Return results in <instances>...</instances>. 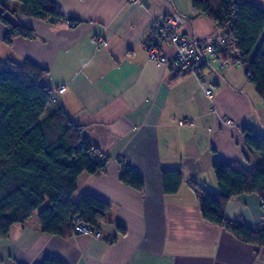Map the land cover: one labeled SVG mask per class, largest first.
<instances>
[{
	"label": "crops",
	"instance_id": "crops-1",
	"mask_svg": "<svg viewBox=\"0 0 264 264\" xmlns=\"http://www.w3.org/2000/svg\"><path fill=\"white\" fill-rule=\"evenodd\" d=\"M54 1L76 26L17 14L14 22L33 28L35 35L7 45V28L0 22V44L6 46L1 49L6 58L0 59L31 60L47 70L42 82L109 158L105 172L81 180L73 199L92 194L111 208L99 224L101 238L12 226L0 237V264H39L45 255L66 264H264V250L241 242L201 212L204 195L220 189L214 162L248 167L258 162L242 128L264 136V101L256 89L251 87L253 96L246 92L243 65L216 60L204 66L200 84L195 76L150 59L144 46L156 17L179 12L185 18L180 31L188 38L217 33L216 23L207 14H194V0ZM223 1L211 0L213 8L218 11ZM10 6L19 9L20 3ZM96 37L106 43L97 46ZM62 86L66 90L60 93ZM225 118L237 126L226 125ZM126 168L142 175V192L121 182ZM169 168L183 175L173 195L163 190L162 171ZM226 217L263 229L264 204L255 194H242L227 203Z\"/></svg>",
	"mask_w": 264,
	"mask_h": 264
},
{
	"label": "trees",
	"instance_id": "trees-1",
	"mask_svg": "<svg viewBox=\"0 0 264 264\" xmlns=\"http://www.w3.org/2000/svg\"><path fill=\"white\" fill-rule=\"evenodd\" d=\"M11 1H18L19 9H13ZM254 1L224 0L217 11L211 0H194L193 12L196 16L207 14L218 29L237 39L247 79L264 101V9ZM9 14L77 24L61 13L54 0H0L7 45L16 37L30 39L35 35L33 28L14 22ZM46 73L31 60L17 63L0 59V237H7L17 224L68 238L76 234V215L96 230L111 208L106 200L92 194L79 201L73 199L81 180L105 172L109 158L85 137L83 126L67 114L56 91L42 82ZM242 129L246 143L260 158L251 167L240 161L214 162L220 189L204 195L201 212L208 222L261 251L264 228L253 229L240 219L229 221L226 217L227 203L242 194H255L264 204V136ZM182 179L180 169H163L164 193L176 194ZM120 180L139 192L144 190V178L135 170L126 168ZM119 231L124 233L125 229L119 227ZM39 264L66 263L45 255Z\"/></svg>",
	"mask_w": 264,
	"mask_h": 264
},
{
	"label": "built area",
	"instance_id": "built-area-1",
	"mask_svg": "<svg viewBox=\"0 0 264 264\" xmlns=\"http://www.w3.org/2000/svg\"><path fill=\"white\" fill-rule=\"evenodd\" d=\"M132 3H140L142 0H129ZM185 22V18L179 12H173L164 16L156 17L149 29L148 38L144 41V46L150 59L162 64L167 68H172L178 73L195 76L200 84H203V68L211 65L214 61L222 59L227 55L238 65H242V52L238 48V41L230 33L220 30L203 38H188L180 30ZM74 26L70 21L65 23ZM97 46L105 44L102 37H96ZM165 47H172L171 54H165ZM65 86L58 88L62 93ZM212 90L206 89V94L211 96ZM223 122L228 126H237L230 118H225ZM184 121H180L182 125ZM74 232L76 234L91 235L101 238L100 229L94 230L91 224L76 215L73 220Z\"/></svg>",
	"mask_w": 264,
	"mask_h": 264
},
{
	"label": "rangeland",
	"instance_id": "rangeland-1",
	"mask_svg": "<svg viewBox=\"0 0 264 264\" xmlns=\"http://www.w3.org/2000/svg\"><path fill=\"white\" fill-rule=\"evenodd\" d=\"M212 2H221V0H212ZM255 2V4L258 6V7H260V8H262V9H264V0H255L254 1ZM9 16H10V18L13 20V21H15V16L14 15H10L9 14ZM3 47H6V46H4V45H1L0 44V56H2L1 58H6L5 56H6V51L5 50H1V49H3ZM3 51H4V53H3ZM3 53V54H2ZM220 60H223V62H224V64H226V63H229L230 61H231V59L230 58H228V59H225L223 56H222V59H220ZM238 65V64H237ZM210 66V65H209ZM239 66V65H238ZM243 68V70H244V72H245V66H242ZM207 69V68H206ZM205 71V69H203V72ZM245 83H246V87L248 88V89H245L246 90V92H248L250 95H252L253 96V94H255V92L254 91H252L251 90V87L253 88V89H255V86H254V84H252L249 80L248 81H245ZM257 95V94H256Z\"/></svg>",
	"mask_w": 264,
	"mask_h": 264
}]
</instances>
